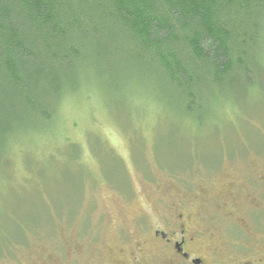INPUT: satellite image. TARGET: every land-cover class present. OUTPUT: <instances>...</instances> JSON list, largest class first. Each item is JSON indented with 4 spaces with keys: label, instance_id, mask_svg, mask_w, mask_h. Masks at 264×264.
<instances>
[{
    "label": "rangeland",
    "instance_id": "obj_1",
    "mask_svg": "<svg viewBox=\"0 0 264 264\" xmlns=\"http://www.w3.org/2000/svg\"><path fill=\"white\" fill-rule=\"evenodd\" d=\"M254 83L202 121L134 84L82 83L51 120L12 136L0 161V264H112L118 236L186 207L215 244H254L264 233V194L248 198L264 184V70ZM231 192L242 197L222 208L216 197Z\"/></svg>",
    "mask_w": 264,
    "mask_h": 264
},
{
    "label": "trees",
    "instance_id": "obj_2",
    "mask_svg": "<svg viewBox=\"0 0 264 264\" xmlns=\"http://www.w3.org/2000/svg\"><path fill=\"white\" fill-rule=\"evenodd\" d=\"M263 70L264 0H0V161L82 83L202 121Z\"/></svg>",
    "mask_w": 264,
    "mask_h": 264
},
{
    "label": "flooded vegetation",
    "instance_id": "obj_3",
    "mask_svg": "<svg viewBox=\"0 0 264 264\" xmlns=\"http://www.w3.org/2000/svg\"><path fill=\"white\" fill-rule=\"evenodd\" d=\"M262 186V192L248 194L250 202L252 197L255 201L261 198ZM240 197L231 192L230 196L216 198L223 208L234 205ZM188 209L176 210L178 214L162 219L161 223L154 218L150 224L139 223L128 236H118L114 241L116 258L112 264H264V233L252 245L226 239L215 244L211 240L214 233L208 232L200 219L187 213ZM250 216L255 223H261L257 212L252 211Z\"/></svg>",
    "mask_w": 264,
    "mask_h": 264
}]
</instances>
